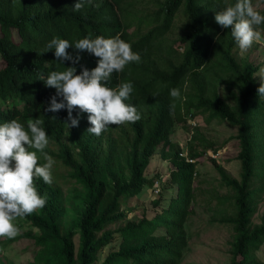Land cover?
I'll return each instance as SVG.
<instances>
[{
    "label": "trees",
    "instance_id": "1",
    "mask_svg": "<svg viewBox=\"0 0 264 264\" xmlns=\"http://www.w3.org/2000/svg\"><path fill=\"white\" fill-rule=\"evenodd\" d=\"M257 1L253 0L254 6L264 14ZM76 2L0 0V124L15 119L26 127L30 119L43 120L49 137L44 152L72 172L88 193L76 252L77 232L63 228L66 207L63 187L56 183L58 176L52 172L50 185L37 178V190L47 202L22 218L40 232L25 235L38 251L29 264H181L189 241L186 224L193 212L197 160L208 150H218L191 126L188 156L172 148L176 125L186 127L192 113L204 116L207 123L219 120L238 129L240 179L218 168L232 193L223 200L233 202V214L222 222L236 234L231 264H264L259 256L264 246V216L260 224L253 222L264 199V95L258 94L264 82L256 77L258 66L238 58L231 30L215 21L217 12L236 0H94L99 7L86 4L74 12ZM260 29L264 33V25ZM117 35L141 60L113 73L107 86L131 82L133 92L126 103L137 108L141 119L110 125L96 136L88 132L92 127L88 114L74 109V117L80 113L79 126L67 128L66 109L46 111L56 90L38 78L68 67H75L76 74L82 67L91 71L98 58L73 46L67 52L80 56L79 63L60 64L55 49L44 53L46 45L53 38L74 45L86 37ZM174 88L180 90L179 98L171 97ZM159 148L162 159L174 167L169 184L177 188V194L153 218L144 214L133 221L124 211L128 200L161 181L145 175ZM37 156L39 164L46 162L42 153ZM160 205L161 197L155 203ZM161 230L164 233L157 235ZM117 234L120 248L102 261L101 253Z\"/></svg>",
    "mask_w": 264,
    "mask_h": 264
},
{
    "label": "clouds",
    "instance_id": "2",
    "mask_svg": "<svg viewBox=\"0 0 264 264\" xmlns=\"http://www.w3.org/2000/svg\"><path fill=\"white\" fill-rule=\"evenodd\" d=\"M86 4L92 5L94 0H77L72 9L79 12ZM94 6L100 5L96 3ZM215 21L224 29L231 30L242 53L248 52L254 43L262 39L260 26L264 25V14L257 11L253 0H236L234 5L217 12ZM73 46L80 52L87 51L97 57V66L91 71L82 67L80 74H76L75 67L52 71L47 76L41 74L38 80L56 90L46 111L57 113L66 109L67 120L70 121L65 123L67 128L78 127L80 113H87L88 122L92 125L88 132L96 136L110 125L139 121L141 115L137 108L126 103L133 92V84L121 83L117 88L107 86L113 73L122 72L130 63L140 62L139 53L133 52L131 45L119 35L114 38L86 37L74 45L66 39L53 38L46 45L44 53L55 49L54 55L60 64L70 61L75 65L81 57L69 55L67 49ZM258 94L264 95V83L259 87ZM170 95L179 98L180 90L174 88ZM58 97L61 98L60 102ZM74 109L80 110L75 117ZM43 123L38 118L28 120L26 127L15 119L0 124V239L14 240L20 235V228L15 221L46 205V197L38 192L36 180L41 178L49 185L53 182L55 160L44 152L49 137ZM37 152L43 154L45 163L39 164Z\"/></svg>",
    "mask_w": 264,
    "mask_h": 264
},
{
    "label": "rangeland",
    "instance_id": "3",
    "mask_svg": "<svg viewBox=\"0 0 264 264\" xmlns=\"http://www.w3.org/2000/svg\"><path fill=\"white\" fill-rule=\"evenodd\" d=\"M256 6L264 8V0H258ZM238 58L242 61L248 60L258 66L256 77L259 82H264V33H262L261 41L254 43L248 52L242 53L239 49ZM1 64L0 58V68ZM197 117L199 118L198 126L195 130L193 129L194 132L199 129L218 150L217 152L214 149L208 150L206 155L197 160V175L194 183L195 199L191 207L193 212L186 224L189 241L181 264H231L232 243L236 234L233 227L225 225L222 219L233 214V202L223 200L232 193L223 184L218 168H224L231 177L240 179L241 164L237 158L240 143L235 138L238 129L219 120L207 123L204 116ZM189 125H191L189 122L186 127L177 124L172 135V148L180 150L185 156H188L187 143L192 136ZM196 145L199 143L197 142ZM173 170V165L162 159L161 148H159L145 175L154 181L161 179L160 185L155 183L153 187L146 186L139 196L128 200L124 211L129 219L137 221L144 214L153 218L158 212L168 207L171 199L177 194V188L169 184L170 173ZM52 172L58 176L56 183L63 187L64 192L66 210L63 217V228L65 231L73 229L77 232L74 237L77 252L80 247L78 224L88 202L87 189L73 176L72 172H68L60 164H54ZM159 197H161V205L156 207L155 203ZM263 216L264 199L258 206L253 222L260 224ZM15 223L20 228V235L14 240L0 239V262L33 263L38 251L35 242L25 235L27 233L39 235L40 232L33 225L26 223L24 219H17ZM163 233L164 230H161L157 235ZM121 242L117 234L114 242L101 253V260L103 261L111 252L117 251ZM259 256L264 262V246Z\"/></svg>",
    "mask_w": 264,
    "mask_h": 264
},
{
    "label": "built area",
    "instance_id": "4",
    "mask_svg": "<svg viewBox=\"0 0 264 264\" xmlns=\"http://www.w3.org/2000/svg\"><path fill=\"white\" fill-rule=\"evenodd\" d=\"M187 120H188L189 124H191L189 126H191L192 128H195V127L198 126V118L193 113L192 114H189L187 116ZM181 155L184 156V157H187L184 154H181ZM189 162H193V161L192 160H189ZM156 185H158V186L160 185V180L156 181Z\"/></svg>",
    "mask_w": 264,
    "mask_h": 264
}]
</instances>
